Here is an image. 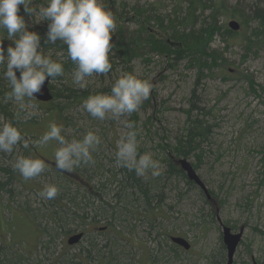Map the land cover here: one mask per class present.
Segmentation results:
<instances>
[{
    "label": "rangeland",
    "instance_id": "374dc122",
    "mask_svg": "<svg viewBox=\"0 0 264 264\" xmlns=\"http://www.w3.org/2000/svg\"><path fill=\"white\" fill-rule=\"evenodd\" d=\"M191 1L114 0L113 5L122 9L125 3L122 9L124 15L132 11L130 8L134 2L140 5L156 2L159 3L158 15L172 18L175 10L179 14L188 11ZM227 1L230 5L236 4L245 14L250 11V4L253 6L255 2H264ZM44 3L34 1L32 6L38 8ZM26 19L30 29L44 30L42 38L46 41V22L34 25L30 18ZM229 19V16L223 18L225 26ZM124 23L131 29L137 28L135 23ZM255 25L250 22L248 30ZM222 37L217 35L212 42V47L222 52V66L213 68L211 74L204 73L205 76L197 77L195 68L185 60L170 65V59L149 53L134 59L131 62L132 72L150 80L151 95L144 101L146 104L143 103L131 114H125L119 121L93 118L83 109L82 103L64 108L63 101L70 99L62 95L57 99L64 108L58 124L62 126L66 139H81L89 131L100 137V143L91 151L93 162L81 163L67 171L83 177L87 185L80 179L82 186L99 187L102 194H99V203L104 202V206L112 204L115 201L113 192L116 183L111 173L122 166L116 152L121 138L129 131L124 126V121H128L133 125L131 130L137 132L138 154H151L159 164V176H153L151 170L139 176L149 184L155 180L150 197L154 200L157 197L153 196L158 194L162 198L157 203L159 207L146 213L141 206L131 207V201L118 202L114 209L110 207L109 217L104 220L100 216L106 214L105 208L100 207L91 196L86 201L87 206H84L86 197L83 198V188H80L75 197L78 207H72L67 214L59 212L60 221L56 220V225L50 215L53 206L41 193L46 185L54 184L59 188V197L65 195L61 188L62 182L63 185L65 182L59 174L47 168L55 162L54 153L59 147L58 143L51 141L44 147L36 144L48 130V125L43 123L34 129L37 137L28 140V151L17 145L10 154L0 152V166H9L14 174L7 185L10 192L1 193L0 244L6 243L10 237L11 249L19 248L22 254L28 256L29 264H51L71 255L80 264H108V257L102 254L111 248L107 249L104 244L112 246L111 238L118 231L117 236L123 239H118L121 245H118V249L112 247V252L122 264H224L226 250L221 241L220 221L234 232L243 228L232 264H252V259L264 264V45L246 52L240 38H229L228 42L232 45L224 47L226 42ZM50 46L47 44L44 47L45 54L55 52ZM55 54L59 56L61 52ZM230 68L233 71L228 72ZM73 70L65 72L59 79H50V82L57 88L68 84L81 89L73 83ZM121 74L86 77L87 87L84 89L88 93L110 92L111 84ZM44 111L45 108L38 107L34 121L41 120ZM189 113L192 118L197 114L208 125L207 135L197 143L198 149L186 142ZM0 120L9 119L0 113ZM182 150L187 154L182 155ZM19 156L44 160L45 170L32 180H24L13 167ZM166 156L177 168L180 158H186L192 164L210 194L208 202L204 201L197 187L185 182L186 178L162 174L167 167L163 159ZM4 180L5 175L0 171V181ZM72 187L76 188L75 185ZM65 196L58 200L61 205L66 202ZM151 205L156 207L155 201ZM82 208H85V218L79 217ZM72 211H76V214ZM96 214L100 216L95 219L97 222H94V226H90L89 220L92 219L88 216ZM6 223L11 228L7 232ZM37 226L43 229V233L39 232ZM101 226H106V233L100 234L102 231L98 227ZM81 228L87 231L81 241L74 245L67 244V237ZM171 236L186 238L190 242V249L184 250L172 244ZM91 243L102 246L104 251L92 252L89 258L85 250L91 249ZM1 254L5 255L6 251ZM96 254L99 257H95Z\"/></svg>",
    "mask_w": 264,
    "mask_h": 264
},
{
    "label": "clouds",
    "instance_id": "9594fccd",
    "mask_svg": "<svg viewBox=\"0 0 264 264\" xmlns=\"http://www.w3.org/2000/svg\"><path fill=\"white\" fill-rule=\"evenodd\" d=\"M34 0H0V78L7 81L8 91L0 103L15 104L14 119L23 116L32 119L38 105L36 94L46 81L62 77L63 59H53L45 54L41 34L30 29V18L34 25L46 22V41L55 45L57 41L66 45V58L75 68L73 83L81 89L87 87L86 77L94 74L104 76L112 70L110 55L113 53V36L116 22L113 12L105 7L103 0H46L40 7H33ZM22 6V10H21ZM9 43L5 46L4 41ZM19 73V75H17ZM149 79L123 72L112 84L110 92L90 94L82 102L83 109L93 118L120 120L125 114L138 110L151 95ZM129 129L117 145L116 157L122 166L144 176L151 170L159 176V164L151 154H138L137 132L133 125L124 121ZM61 125L52 122L36 144L44 147L51 141L58 143L55 164L61 170H71L81 163L93 162L92 149L100 143V137L87 132L81 139L68 140L62 134ZM17 145L29 147V141L13 120H0V152L12 153ZM14 169L24 180H32L45 170V161L31 156H19ZM54 184L46 185L41 195L54 199L58 194Z\"/></svg>",
    "mask_w": 264,
    "mask_h": 264
},
{
    "label": "trees",
    "instance_id": "16d2710c",
    "mask_svg": "<svg viewBox=\"0 0 264 264\" xmlns=\"http://www.w3.org/2000/svg\"><path fill=\"white\" fill-rule=\"evenodd\" d=\"M34 1H38L40 3H42V1L46 2V0ZM113 1L114 0H103L105 7L113 12L116 22V31L113 36V42L115 45L113 48V53L110 55L112 70L108 74H105L108 76L112 74H119L120 72L133 73L131 62L134 59L149 53L159 54L162 57L170 59L168 61L170 62V65L185 60L190 67L195 68L197 77H201L205 76L204 73L211 74L213 68L218 66L220 68V66H222L220 65V63L223 62L222 52L218 48L212 47V42L214 41L215 36H227L226 38L222 37L223 41L226 42L224 47H230L232 45V43H230V45L228 42L229 38L232 40H236L237 37L240 38V42L242 43L244 51L246 52L261 48L264 45V2H261L262 4H257V2H255L253 6L248 3L251 6L248 7L250 11L245 14V11L238 9L236 4L230 5L227 0H190L191 2L189 4L188 11L184 12V14H179L175 10L176 12H173L174 17L171 18L167 16V18H165L164 16L160 17L158 15L160 13L158 10L159 3L156 2H150L147 5H140L137 2H134L130 8L132 11L126 12L124 15H122V9L125 6V3L124 5L122 4V9H118L114 8ZM227 16L239 22L240 29L238 31L232 32L227 26H225L223 18ZM125 21L135 23L137 28H129V26L125 25ZM250 22L256 23V25L248 30ZM150 24H153L152 26H156V28H153L152 26L150 27ZM42 31L44 30L38 31L41 34V38ZM4 43L5 46H7L11 42L5 40ZM47 44V41L43 40L42 38V47H47ZM65 48L66 45H63L59 41H57L55 45L51 44L50 46V49L55 51L52 54L53 59H63L65 69L64 73L75 68V65L66 58ZM45 49L47 50V48ZM56 52H61V54L57 56V54H55ZM230 69H228V72L233 71L232 68ZM59 78L61 77H55L51 79ZM8 90L7 81L0 78V99H2L3 94ZM50 90L53 97L50 102L42 103L33 101L38 104L39 108H45V111L43 112L44 116L41 117V120L34 121L33 118H36V115L30 121L25 120L23 116L14 119V113L17 111L15 104L12 108H10L9 105L11 106V104L0 103V113L3 117L13 120V122L16 123L20 128L25 138L30 140L37 137L34 129H37L36 127H38L39 124L46 123L45 125L48 126L52 122L58 124L59 121L62 120L61 114H63L64 108H69L71 104H80L84 99L87 98L88 95L94 93L96 94V92L88 93L86 89H76L68 84H63L61 88H57L55 85L53 86L51 82ZM60 95H62L64 98L70 99L66 102L63 101V106L65 105L64 108L62 105H59V101H57ZM143 103L146 104L145 102ZM192 117V114L189 113L188 126L186 129V142L189 143L188 145L190 147L193 146L194 149H198L196 147L197 143L207 135L208 125L204 123L203 119H199L197 114L194 118ZM29 148L30 147L26 148V151H28ZM181 154L186 155L187 153L186 151L182 150ZM163 159H165V162L167 163V167L162 173L163 175L168 174L169 176L175 175L177 177L182 176L185 178L183 171L175 167L168 156L164 157ZM47 168L59 174L61 179L64 180L65 183L63 185L62 182L61 188L64 189L63 193H65V195L67 194L66 196L63 194L60 195V197L65 196L66 198V202H64L62 205L58 202V200H61L59 194L54 199H48L49 203L53 206L50 215H52V219L56 225V220L60 221L58 214L61 213L59 212L67 214L70 212L72 207H78L75 197H77L80 188H83V198L86 197L84 206H87L86 201H89L90 196L96 199L97 203H99V200L101 199L100 195H102L99 192V187L93 188L92 186H82L81 183L73 179V172H68L67 170H61L57 168L54 161L52 166ZM0 171L5 175V180L0 181L1 200L2 192H10V188L7 185L10 183V180L13 179L14 174L9 166H0ZM109 172H111V170H109ZM111 175L116 183V187L114 186L116 189L113 192L115 201H113L112 204H109L110 206H104L103 204L105 203L101 201L99 205L100 207L105 208L103 210L106 212V214H101L102 216L97 214L96 216H88L91 217L93 222H97L95 219H97L98 216L104 220H107L109 217L108 210H110V207L114 209L118 205V202L126 203L131 201V207L141 206V208L143 207L142 210L146 213L152 212L154 209L159 207L157 203H159L162 198H159L157 196L158 194L153 196L154 198L157 197L154 200H152L150 197L151 192L154 191V187L156 185L155 180L150 181L152 184H149V181H144L135 173L134 170H130L124 166H121L118 171L112 172ZM116 176H118V178H116ZM113 180L111 183H113ZM185 182L188 185L196 187L193 182L187 179ZM72 185H75L76 188H73ZM199 192L203 194L202 191L199 190ZM203 199L204 201L208 202L205 199V196ZM154 201L156 207L151 205V203ZM1 206L3 205H0V207ZM84 209L82 208V213L79 215L80 218H85ZM75 212L72 211V213L76 214ZM38 227L39 226H37V228ZM7 229L11 230L10 224L6 223V232ZM39 232L43 233V229H39ZM117 235H119L118 231L113 233L111 238V240L113 239L112 246H110L109 243H106V245L104 244L107 249L111 248L108 250L106 249L107 252L102 254V256L108 257V264H122L120 259L112 252V247H117L118 249L120 247L118 245H121L119 244L118 240L120 237ZM10 241L11 239L9 237L6 243L2 242L0 244V264H29L27 262L28 256L22 254V251L19 250V248L16 249L12 247L16 251L11 249L10 243L12 241ZM115 242L116 244H114ZM97 245V243H91V249L85 250L86 256H89L90 258L92 257L90 255L92 252L100 253L104 251L102 246ZM2 251H6V254L2 255ZM98 255L99 254H96L95 257H99ZM106 263L107 262L103 264ZM51 264H80V261L73 259V255H71L68 258L57 260Z\"/></svg>",
    "mask_w": 264,
    "mask_h": 264
},
{
    "label": "water",
    "instance_id": "95a60500",
    "mask_svg": "<svg viewBox=\"0 0 264 264\" xmlns=\"http://www.w3.org/2000/svg\"><path fill=\"white\" fill-rule=\"evenodd\" d=\"M227 25L232 31H237L240 27L239 23L235 19H230L227 22ZM36 98V100L42 102H47L51 100L52 93L49 87V81L45 82V85L42 86L41 91L36 94ZM178 163L180 165L181 170L185 173L186 178L192 181L195 185H197L206 194V196L209 197L205 185L203 184L199 176L196 174V171L193 169L192 165L185 158L179 159ZM242 233L243 228H240L238 232H231V229L228 226L222 225L221 239L222 243L226 248V261L224 264H232L233 255L236 250V247L238 246L241 240ZM81 237L82 232L72 234L67 238V243L75 244L81 239ZM170 239L174 244L181 246L183 249H189L190 244L185 238L179 236H172ZM253 264L257 263L254 262Z\"/></svg>",
    "mask_w": 264,
    "mask_h": 264
},
{
    "label": "flooded vegetation",
    "instance_id": "af4514ba",
    "mask_svg": "<svg viewBox=\"0 0 264 264\" xmlns=\"http://www.w3.org/2000/svg\"><path fill=\"white\" fill-rule=\"evenodd\" d=\"M100 231V230H99Z\"/></svg>",
    "mask_w": 264,
    "mask_h": 264
}]
</instances>
